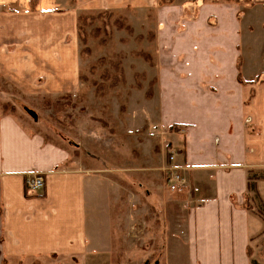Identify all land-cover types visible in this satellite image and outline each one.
Masks as SVG:
<instances>
[{
  "label": "crops",
  "instance_id": "1",
  "mask_svg": "<svg viewBox=\"0 0 264 264\" xmlns=\"http://www.w3.org/2000/svg\"><path fill=\"white\" fill-rule=\"evenodd\" d=\"M88 1L78 0V9L69 5L59 12L47 7L55 0H39L35 12L20 5L14 9L12 4L0 20L10 15L22 22L44 21L43 37L49 47L41 51L64 53L63 66L76 68V55L71 54L76 50L74 25L78 11L92 2ZM237 12L225 6L205 7L199 10L196 28L174 32L159 28L156 45L174 50L173 59L156 62L152 97L128 111V116L137 117L134 123L126 121L134 124L128 135L142 147L150 141L162 153L167 141L165 148L174 153L172 168L185 180V198L183 192L160 193L165 235L160 239L164 249L159 264H249L251 224L242 199L250 172L264 166V72L257 83L239 65L243 31ZM179 15L182 18V12ZM209 16L218 17L217 31L202 28L201 21ZM60 33L63 42L57 45ZM70 67L72 76L75 70ZM7 79L25 90L37 81ZM69 158L65 149L26 133L13 117L0 116V262L85 264L88 187L97 177L88 174L89 169L72 166ZM134 169L146 172L150 167ZM144 173L139 174L140 188L147 187ZM33 174H42L45 182L35 194L25 188Z\"/></svg>",
  "mask_w": 264,
  "mask_h": 264
},
{
  "label": "rangeland",
  "instance_id": "2",
  "mask_svg": "<svg viewBox=\"0 0 264 264\" xmlns=\"http://www.w3.org/2000/svg\"><path fill=\"white\" fill-rule=\"evenodd\" d=\"M23 1L0 0V17L12 4L14 9L20 5L33 12L39 10V0ZM94 2L87 9L77 10L73 32L76 50L71 53L76 55V68L63 66L64 53L41 51L49 47L43 37L44 21L22 22L4 15L7 18L0 20V116L13 117L26 133L65 149L72 166L89 169L87 173L97 177L88 187L90 216L85 264L163 263L164 245L160 239L165 229L160 193L180 196L183 192L184 197L186 185L179 192L168 190L163 172L170 150L165 148L167 141L163 153L150 141L142 147V142L139 145L128 135L134 124L126 123L137 120L128 116V111L137 110L139 102L152 97L156 62L173 59L174 50L167 52L165 47L156 45L154 34L161 27L169 32L194 25L196 28L201 18L199 10L205 7L236 8L243 31V62L240 57L239 65L243 64V73L259 83L264 72V4L261 0ZM69 5L79 8L78 0H55L47 7L59 12ZM180 12L182 18L177 17ZM201 22L202 28L217 31L221 27L218 17L209 16ZM54 34L52 31L51 40ZM57 37L56 44H62V34ZM68 40L66 45L71 42ZM69 67L72 72L75 70L72 76ZM10 77L37 81L32 87L25 86L31 88L25 90L11 83L7 79ZM146 165L149 171L134 169ZM140 173L148 174L146 188L138 187L142 183ZM242 206L251 224L248 262L264 264V166L250 172ZM54 263L62 264L56 260Z\"/></svg>",
  "mask_w": 264,
  "mask_h": 264
},
{
  "label": "built area",
  "instance_id": "3",
  "mask_svg": "<svg viewBox=\"0 0 264 264\" xmlns=\"http://www.w3.org/2000/svg\"><path fill=\"white\" fill-rule=\"evenodd\" d=\"M174 161V153H167V166L163 168V172L166 176V185L170 192H179L181 187L185 185V180L182 176L172 168V163ZM44 177L42 174L29 175L25 181V188L27 192L35 194L41 192L44 189Z\"/></svg>",
  "mask_w": 264,
  "mask_h": 264
},
{
  "label": "trees",
  "instance_id": "4",
  "mask_svg": "<svg viewBox=\"0 0 264 264\" xmlns=\"http://www.w3.org/2000/svg\"><path fill=\"white\" fill-rule=\"evenodd\" d=\"M146 96L149 97V92H147Z\"/></svg>",
  "mask_w": 264,
  "mask_h": 264
},
{
  "label": "water",
  "instance_id": "5",
  "mask_svg": "<svg viewBox=\"0 0 264 264\" xmlns=\"http://www.w3.org/2000/svg\"><path fill=\"white\" fill-rule=\"evenodd\" d=\"M35 119V118H34Z\"/></svg>",
  "mask_w": 264,
  "mask_h": 264
}]
</instances>
